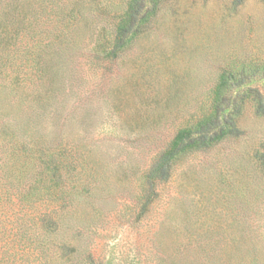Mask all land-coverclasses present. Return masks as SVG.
Segmentation results:
<instances>
[{
	"label": "rangeland",
	"instance_id": "rangeland-1",
	"mask_svg": "<svg viewBox=\"0 0 264 264\" xmlns=\"http://www.w3.org/2000/svg\"><path fill=\"white\" fill-rule=\"evenodd\" d=\"M0 85L62 143L52 201L0 182V264H264V0H0Z\"/></svg>",
	"mask_w": 264,
	"mask_h": 264
},
{
	"label": "trees",
	"instance_id": "trees-1",
	"mask_svg": "<svg viewBox=\"0 0 264 264\" xmlns=\"http://www.w3.org/2000/svg\"><path fill=\"white\" fill-rule=\"evenodd\" d=\"M76 13L77 16L73 18V23L82 16V9H77ZM121 31L127 32L128 28L122 27ZM48 53L44 54L41 51L37 54L36 69L32 73L31 79L33 83H36V89L31 95L37 108H47L50 105L59 80V70L53 57ZM17 85L22 84L18 83ZM44 118L0 117V152L6 154L5 156L0 155V169L3 173L2 176L0 175V182L4 180L10 182L13 187L16 186L18 193L24 190L25 193L30 194L32 187H35L36 192L39 191L43 197H47L44 199L45 201L48 199L52 201L53 195L58 192L56 171L62 164L57 159L56 149L62 143L55 144L56 139L52 130H46L44 127ZM214 123L216 122L212 124ZM214 140L215 137H212L208 143ZM8 165L11 167L10 173L8 172L10 170H5ZM12 194L15 197L18 196L17 193ZM4 195L5 193L0 191V212L3 207ZM64 195L66 198V194ZM39 218L43 232L41 245L45 246L50 234L57 228L58 211L49 202L44 210L41 209Z\"/></svg>",
	"mask_w": 264,
	"mask_h": 264
}]
</instances>
